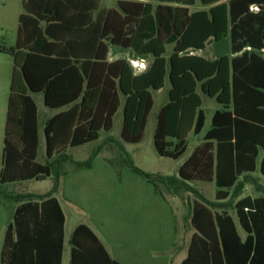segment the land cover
I'll use <instances>...</instances> for the list:
<instances>
[{"label": "trees", "instance_id": "1", "mask_svg": "<svg viewBox=\"0 0 264 264\" xmlns=\"http://www.w3.org/2000/svg\"><path fill=\"white\" fill-rule=\"evenodd\" d=\"M195 1L159 0L156 7L149 3L119 5L122 14L110 10L104 19L93 21L95 8L90 5L24 0L16 46H0V53L14 60L0 195L10 197L6 192L10 184L50 178L51 189L43 195H23L22 206L39 201L44 213L46 205L54 203L62 213L54 196L63 178L70 170L91 168L100 152L98 149L87 160L77 161L69 150L98 141L102 132L111 133L123 97L120 141L112 136L107 140L125 155L121 156L122 167L145 179L169 203V194L181 199L190 194L201 201L190 204L186 219L196 232L181 264H264V197L247 196L234 206L245 238L239 234L233 216L223 212L212 216L214 238L210 239L200 227L198 207H214L216 203L190 184L214 182L217 199H226L229 192L225 189L236 187L244 173L257 170V150L260 147L264 151V100L257 105L259 97L264 99V59L258 54L264 49V8L259 5V12L254 14L251 5L240 4L243 0H231L229 5L221 3L224 0H201L203 6L211 7L191 14L188 7ZM227 36L236 56L210 60L191 54ZM171 44L175 45L174 52L166 58L165 46ZM112 46L132 49L144 58L152 56V62L145 72L136 74L131 61L109 60ZM247 48L250 52L242 53ZM247 61L255 70L250 77L245 71ZM167 77L171 84L169 102L160 109L154 131V146L160 157L180 159L187 150L188 135H199L204 129L206 115L199 89L222 106L213 116L205 143L194 150L177 175L142 170L124 148V144L143 141L154 106L153 92L163 89ZM30 91L43 93L51 109H67L46 123L45 164L37 162V112ZM69 164L72 169H67ZM260 172L264 176V157ZM60 215L63 220V213ZM9 236L10 229L7 245ZM72 246L71 264H119L86 225L76 228ZM61 249L60 245V254Z\"/></svg>", "mask_w": 264, "mask_h": 264}, {"label": "crops", "instance_id": "2", "mask_svg": "<svg viewBox=\"0 0 264 264\" xmlns=\"http://www.w3.org/2000/svg\"><path fill=\"white\" fill-rule=\"evenodd\" d=\"M230 1L224 0L221 3L229 5ZM132 3H142L144 5L149 3L156 7L159 5V0H68V5H90L91 8H95L92 12L93 21L98 20L100 17L104 19L106 13L110 10H115L122 14L119 5H130ZM240 4L251 5L250 11L254 14L259 12V5H263L262 7L264 8V0H243ZM106 5L109 6L106 7ZM210 7L203 6L201 0H196L195 4L188 8L192 14L197 11L208 10ZM255 7L258 8L255 9ZM258 39L262 40L260 37ZM165 48V57L170 58L174 52L175 45H166ZM231 48V38L227 36L224 41H211L206 45L204 50L192 51L191 54L216 60L224 55L230 57L236 56V54H232ZM113 49H117V60L138 59L132 61L138 63V65H134L136 74L145 72L149 66L144 68L141 64L146 59H152V56L144 58L132 49L112 46L109 60ZM250 50L251 48L244 49L242 53L245 51L250 52ZM258 54L264 59V49L258 52ZM144 63L146 66L147 62ZM245 71L249 77L250 74L254 73L255 70L250 69V61H247ZM260 73L258 72V76ZM257 81L263 84L262 78L258 77ZM21 88H24V85L21 84ZM170 88L171 84L167 77L163 89L153 92L154 106L156 98L160 103V109L168 104ZM10 89L11 85L9 87L8 84L5 86L4 84H0V173L3 168V149ZM199 94L203 102L202 109L205 112L206 120L204 129L199 135H194L193 133L188 135V146L190 142L193 144L190 156L196 148L205 143L204 138L212 127L213 116L216 111L222 108L215 99L208 97L200 89ZM28 95L33 100L37 112L36 122L39 138L37 162L45 164L47 159L46 123L60 113L66 112L67 109L56 110L47 107L43 93L34 94L30 91ZM263 100V97H259L257 105H261ZM205 104L206 106L204 107ZM208 104H212L213 107L209 108ZM122 105L124 108L123 97L121 98L119 110ZM208 112L211 114L210 126L206 129L209 121ZM28 114L30 116L28 117V122L31 123L30 128L32 129L34 126L33 112L30 111ZM109 136L112 135L110 134ZM120 136L121 131L117 141H120ZM43 138L44 146L42 143ZM16 140L20 145V134H17ZM127 145L124 144L125 151H127ZM257 151L259 153L256 172L244 173L239 178L236 187L225 189L229 192V196L226 199H217L218 189L214 182L194 181L190 183L206 199L216 203L214 207L206 205L207 209L198 207L200 212L198 213L200 227H202L208 238H214L212 216L215 213L222 214L223 212H227L233 216L239 234L245 238V234L238 223L234 206L239 200L247 196L253 199L264 197L263 183L260 184L258 194L249 193V188L254 186L255 176L259 174L264 177L260 172L264 151L260 147ZM100 154L101 151L98 155ZM184 155L174 161H181ZM189 157L178 165L175 175L178 174L180 167ZM104 159V161H99L98 163L95 161L89 169L70 170L63 178L61 189L54 196L63 213V220L60 217L62 213L58 211L54 203L46 205L47 209L42 213L40 209L41 202L39 201H35L33 202L34 204L24 206L23 208L22 205L25 204L23 202L26 198H24L22 193L10 195L9 198L7 196V201L10 202L0 206L5 210L4 216L0 214V264H43L44 262L48 264L47 261H51V264H58L59 260L61 264H71L72 235L80 225L88 226L100 239L110 257L119 264H181L185 260L191 238L196 230L189 225L190 228L187 231L184 230L183 238H180L179 220L171 203L160 196L154 187L141 176L137 177L138 175H133L135 173L130 174L128 171H125V168L118 166L116 163L110 161V159ZM121 169L123 170L120 171ZM15 184L21 183L10 184L9 186ZM209 185L215 186L214 196H207L205 194L210 190ZM188 196H191V203H201L200 199L196 196ZM233 197H236V202L231 207L228 202ZM19 207L21 208L19 209ZM74 213L80 217L76 222L71 223L72 214ZM207 219L210 221L207 222ZM8 229H10V236L8 237L9 242L7 245ZM180 241L182 244H180ZM60 245L62 247L61 254L59 252Z\"/></svg>", "mask_w": 264, "mask_h": 264}, {"label": "rangeland", "instance_id": "3", "mask_svg": "<svg viewBox=\"0 0 264 264\" xmlns=\"http://www.w3.org/2000/svg\"><path fill=\"white\" fill-rule=\"evenodd\" d=\"M24 0H0V46H4L7 48H14L17 43L18 36V28H19V19L20 16L24 13ZM109 5H106L108 7ZM209 57V55H207ZM110 60H117V49H113ZM131 62L138 59H129ZM145 60V59H144ZM146 67L150 65L152 59H146ZM143 62V63H144ZM133 66L138 65V63L132 62ZM145 64V63H144ZM14 70V60L13 57L9 54L0 53V84L11 85V79ZM168 83V81H167ZM7 87V86H6ZM168 88V84H167ZM206 104L204 105V107ZM209 108H212V104H208ZM160 109V103L156 98L155 106L149 116L148 125L145 130V136L143 141L140 144H128L126 153L132 158L134 164L141 168L142 170L160 175H175L177 172L178 165L183 162V160L187 159L193 149L192 142L189 143L188 150L184 155L181 161H174L172 159L160 157L154 146V130L156 126V116ZM210 117L211 114L208 112L209 121L207 123V128L210 126ZM123 122V105L119 112L115 115L114 118V127L111 133H101L100 140L89 143L87 145L69 150V153L75 158V160L85 161L87 160L95 151L98 149L101 151V154L98 155L94 162L98 163L99 161H104V158L110 159V161L116 163L118 166L122 167L121 164V151L117 148V146L108 140L109 135L117 141L119 138L120 131L122 129ZM42 143L44 146V138L42 139ZM194 143V141H193ZM125 156V155H124ZM122 156V157H124ZM41 160V155H40ZM93 162V163H94ZM72 165H68L67 168H71ZM123 168V167H122ZM127 169V170H126ZM121 169L120 171H122ZM125 171L128 173L133 172L128 168H125ZM136 175L137 174H133ZM137 177H140L139 175ZM254 186L249 188V193L258 194L260 189V184H264V177L257 174L254 178ZM202 185H206L204 183H200ZM210 190L205 193L207 196L215 195V186L209 185ZM52 187V179H46L43 181H26L21 184L11 185L6 189V192L11 195L22 193L24 196L28 194H38L43 195L47 193ZM212 187V189H211ZM190 194L185 195V199L175 198L169 194V198L171 200V204L175 209L176 215L179 220V229H180V238H183L184 230H188L190 228V224L188 219H186L187 215L190 212V204H191V196ZM187 198V202L185 201ZM7 197L0 195V206L7 204ZM236 202V197H233L228 204L233 207ZM12 203V202H11ZM1 216L5 214V210L3 207H0ZM6 216V215H5ZM80 216L78 214H72V222L74 223ZM186 234V233H185ZM180 244L182 242L180 241Z\"/></svg>", "mask_w": 264, "mask_h": 264}, {"label": "built area", "instance_id": "4", "mask_svg": "<svg viewBox=\"0 0 264 264\" xmlns=\"http://www.w3.org/2000/svg\"><path fill=\"white\" fill-rule=\"evenodd\" d=\"M256 8H257V7H255V9H256ZM141 66H142V67H144V68H146V66H145V64H144V63H142V64H141Z\"/></svg>", "mask_w": 264, "mask_h": 264}]
</instances>
